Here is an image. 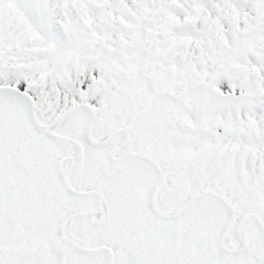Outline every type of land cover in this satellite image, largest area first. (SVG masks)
I'll return each mask as SVG.
<instances>
[{
    "label": "rangeland",
    "instance_id": "obj_1",
    "mask_svg": "<svg viewBox=\"0 0 264 264\" xmlns=\"http://www.w3.org/2000/svg\"><path fill=\"white\" fill-rule=\"evenodd\" d=\"M263 1L199 53L147 0H0V85L34 99L0 92V264H264Z\"/></svg>",
    "mask_w": 264,
    "mask_h": 264
},
{
    "label": "bare ground",
    "instance_id": "obj_2",
    "mask_svg": "<svg viewBox=\"0 0 264 264\" xmlns=\"http://www.w3.org/2000/svg\"><path fill=\"white\" fill-rule=\"evenodd\" d=\"M99 198L100 197L97 196V198H96L97 203L100 202V199ZM64 236L65 237H69L68 230H67V226L64 228Z\"/></svg>",
    "mask_w": 264,
    "mask_h": 264
}]
</instances>
